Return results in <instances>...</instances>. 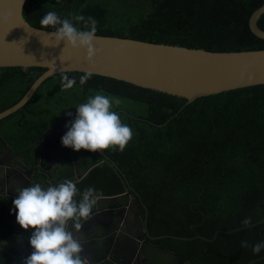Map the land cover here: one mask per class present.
Here are the masks:
<instances>
[{
    "label": "trees",
    "instance_id": "1",
    "mask_svg": "<svg viewBox=\"0 0 264 264\" xmlns=\"http://www.w3.org/2000/svg\"><path fill=\"white\" fill-rule=\"evenodd\" d=\"M262 0H25L23 19L42 29L48 12L73 21L83 15L97 21L96 36L173 45L210 52L264 49V40L248 30L247 19ZM264 31V13L256 22ZM44 68H0V112L14 105ZM62 74L75 78L72 88ZM63 72L46 78L18 110L0 119V138L29 167V185L43 188L72 180L79 192L94 187L100 205L131 196L141 211L147 240L169 255L160 264H246L264 255L252 246L264 243V84L200 97L190 103L172 95L115 79ZM96 94L113 101L112 111L132 130L123 151L81 149L66 154L54 168L38 167L42 137L54 139L53 126L74 119L76 108ZM119 101L117 104L116 101ZM68 113H72L71 116ZM51 129V130H50ZM50 130V131H49ZM49 131V132H48ZM50 146V144H49ZM57 152V151H56ZM73 164L79 173L77 180ZM10 196L0 195V264L17 262V235L32 252L29 237L15 219ZM79 201L80 196L75 197ZM103 206V205H102ZM251 217L250 225L242 224ZM218 232L214 239L213 236ZM200 237L210 241L201 240ZM247 241L249 247L241 246ZM253 264H264V258Z\"/></svg>",
    "mask_w": 264,
    "mask_h": 264
},
{
    "label": "water",
    "instance_id": "2",
    "mask_svg": "<svg viewBox=\"0 0 264 264\" xmlns=\"http://www.w3.org/2000/svg\"><path fill=\"white\" fill-rule=\"evenodd\" d=\"M24 2L25 0H0V68L40 67L45 70L14 105L0 112V119L21 108L46 78L63 72L91 71L93 75L183 98L186 103L200 97L264 84V49L210 52L124 38L96 36L94 46L102 48L103 51L94 58V65L89 66L84 60L83 50L67 48L63 41L55 46L44 45L54 44L47 35L51 31L34 28L23 19ZM263 13L264 0L247 19L249 32L261 40H264V31L257 27L256 22ZM117 47H122V52L113 54L112 50ZM0 143L9 157V168L14 169L13 173L22 177V188L29 187L32 168L1 139ZM49 144L46 133L42 137V147L38 154V167L44 171L52 166V164L47 166L45 163L51 160L48 154ZM73 171L77 180L85 174V172L79 173L74 165ZM0 195L16 198L18 193L5 190L0 192ZM113 198L99 197L98 201ZM129 204L138 209L137 202L131 196ZM257 223H264V219H260ZM218 232L226 231H216L212 239ZM200 239L210 241L203 237ZM125 249L123 246L122 250L125 251ZM263 258L264 255L249 260L246 264H253ZM104 259L108 263L102 264H123L122 257H113L111 252H107V257L101 260L93 262L86 259V261L87 264H101L100 261ZM117 259L121 260L117 261Z\"/></svg>",
    "mask_w": 264,
    "mask_h": 264
},
{
    "label": "clouds",
    "instance_id": "3",
    "mask_svg": "<svg viewBox=\"0 0 264 264\" xmlns=\"http://www.w3.org/2000/svg\"><path fill=\"white\" fill-rule=\"evenodd\" d=\"M74 20L83 22V29H78L72 20L61 18L56 12L46 13L40 25L42 29H53L47 35L54 44H43L55 46L63 41L67 48L83 50L85 62L93 66L94 58L103 51L94 46L97 21L83 15L75 16ZM112 51L113 54H119L122 47ZM92 75L91 71L85 72L79 78L80 84H85ZM61 83L64 88L69 89L75 85L76 80L62 74ZM112 106L110 97L96 94L75 107L74 119L65 125L67 131L61 137L62 146L77 152L81 149L89 152L107 149L123 151L132 139V130L121 122L119 114L111 110ZM68 115L71 116L72 113ZM13 190L18 192V196L12 200L13 209L10 213L15 211L16 223L22 229L33 230L28 241L32 252L24 259L23 264H87L86 258L81 255L82 244L69 230V225L71 224V229L81 228L82 222L92 215L101 194L92 186L79 192L72 180H64L46 189L36 183L26 188L18 186ZM78 195L79 201L75 199ZM251 223V217L242 221L246 226ZM241 246L247 248L249 244L242 241ZM261 249H264V243L252 246L254 254H259ZM20 250H25L24 243H21Z\"/></svg>",
    "mask_w": 264,
    "mask_h": 264
},
{
    "label": "flooded vegetation",
    "instance_id": "4",
    "mask_svg": "<svg viewBox=\"0 0 264 264\" xmlns=\"http://www.w3.org/2000/svg\"><path fill=\"white\" fill-rule=\"evenodd\" d=\"M65 119L63 118L59 121L49 132L56 131V137L51 139V141L49 139L48 154H50L51 160L45 161V163L47 166L51 164L52 166L44 172L55 171L54 168L58 165V162L70 150L72 151L71 148L64 147L61 144V137L66 133L67 129L65 130L63 125L60 124ZM8 160L9 157L0 145V192L9 190L14 193L16 192L13 190L14 188L22 187V177L13 173L14 169L9 168ZM117 203V201H110L106 205L102 204V206L100 202H97L93 208L92 215L87 221L82 222L81 228L71 229V224L69 225V230L73 232L74 237L82 244L81 255L86 257L88 261L95 262L107 257V252H111L113 257L121 256V263L123 264H160L156 261L160 252L147 240L140 209H136L132 204H129V198L125 206ZM20 240L18 238L19 244H17L16 235L12 239L11 246L17 249V246L20 247L21 245ZM123 246L126 248L125 251L122 250ZM19 251L17 262H11V264L20 263L24 251ZM100 263H108V261L104 259ZM176 263L178 264L179 262L177 261Z\"/></svg>",
    "mask_w": 264,
    "mask_h": 264
},
{
    "label": "rangeland",
    "instance_id": "5",
    "mask_svg": "<svg viewBox=\"0 0 264 264\" xmlns=\"http://www.w3.org/2000/svg\"><path fill=\"white\" fill-rule=\"evenodd\" d=\"M80 180V179H79ZM20 243H22V240H20ZM18 244H19V241H18ZM18 247V246H17ZM19 249L21 248V245H20V247H18ZM158 255H159V257L160 258H162V259H164V260H168L169 259V255L168 254H164L163 252H160V253H158Z\"/></svg>",
    "mask_w": 264,
    "mask_h": 264
},
{
    "label": "bare ground",
    "instance_id": "6",
    "mask_svg": "<svg viewBox=\"0 0 264 264\" xmlns=\"http://www.w3.org/2000/svg\"><path fill=\"white\" fill-rule=\"evenodd\" d=\"M70 152H71V151H70ZM73 165H74V167H75V164H73ZM76 169H77V168H76ZM87 171H88V170L85 171V174H86ZM85 174H84V175H85ZM31 175H32V173H31ZM30 177H31V176H30ZM29 180H30V178H29Z\"/></svg>",
    "mask_w": 264,
    "mask_h": 264
},
{
    "label": "crops",
    "instance_id": "7",
    "mask_svg": "<svg viewBox=\"0 0 264 264\" xmlns=\"http://www.w3.org/2000/svg\"><path fill=\"white\" fill-rule=\"evenodd\" d=\"M14 193H16V192H14Z\"/></svg>",
    "mask_w": 264,
    "mask_h": 264
}]
</instances>
